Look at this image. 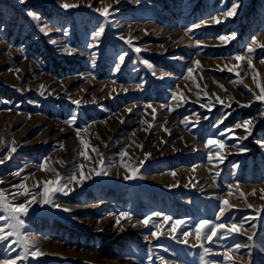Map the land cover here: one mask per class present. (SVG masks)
I'll use <instances>...</instances> for the list:
<instances>
[{"label": "rangeland", "instance_id": "obj_1", "mask_svg": "<svg viewBox=\"0 0 264 264\" xmlns=\"http://www.w3.org/2000/svg\"><path fill=\"white\" fill-rule=\"evenodd\" d=\"M232 2L0 0V158L16 148L0 165V189L8 195L26 184L42 193L43 183L55 180L56 173L63 183L79 174V165L86 175L93 167L99 170L100 157L91 146L102 153L109 173L93 174L83 185L72 182L68 195L56 193L59 209L33 205L25 232L30 250L37 245L45 255L33 258L29 252L18 264H225L221 254L228 248L236 264H264V103L252 98L260 94L257 82L264 86V49L254 45V53L246 51L253 38L264 43V0H240L236 15L226 18L222 13ZM63 3L79 7L65 10ZM110 5L105 20L96 9ZM213 16L222 22L216 24ZM101 25L102 38L89 47ZM232 32L237 36L227 43L217 39ZM125 52L117 72L114 65ZM235 55H250L253 67ZM180 92L185 101L173 100ZM248 119L252 131L244 138L245 130L234 126ZM228 128L235 135L221 137L226 139L222 161L216 156L209 161L206 141ZM81 139L89 143L91 159L80 155ZM44 161L55 171L43 170ZM122 161L140 168L137 179L124 180L130 171ZM223 200L231 208L224 206L220 216ZM121 212L133 218L125 221ZM152 213L161 214L153 217L163 229L159 238L151 236V223H137ZM165 215L188 221L187 230L202 219L243 222V227L227 238H213L215 243L205 241L202 248L194 236L185 245L179 232L167 230ZM7 243H0V260L24 255L21 244ZM236 244L242 245L239 252Z\"/></svg>", "mask_w": 264, "mask_h": 264}, {"label": "snow or ice", "instance_id": "obj_2", "mask_svg": "<svg viewBox=\"0 0 264 264\" xmlns=\"http://www.w3.org/2000/svg\"><path fill=\"white\" fill-rule=\"evenodd\" d=\"M19 3L23 4L25 3V0H18ZM102 2V0H101ZM240 5V0H233L231 7L229 9H227L226 11H224L222 13V15L224 17H233L236 15L237 12V8ZM62 8H64L65 10L67 9H71V8H76L79 7V5H75V4H69V3H63L61 5ZM88 7H92V5H88ZM96 11L105 18V20H107V18L109 17V15H111V12L113 11L112 6H108L104 9H96ZM28 15L30 16H34V18L36 20H39V16L35 15L31 12L28 13ZM210 19L214 20L216 24L221 23V19L219 16H213L210 17ZM47 26L45 25V28ZM199 27V25H193V28ZM59 30V29H58ZM188 31H191V29H189ZM105 32V28L103 25L99 26L92 34V40L94 42H96L95 44L89 45V47H94L98 45V42L100 41V39L102 38L103 34ZM237 36V33L232 32L230 34H225V35H221L219 36L217 39H219L222 42H229L233 39H235ZM121 39H124V37H121ZM52 43H56L55 40L51 41ZM126 43H128L129 45L132 44V40L128 39L126 41ZM259 47L261 49H264V43H259L255 38H253L251 40V43L249 45L246 46V51L247 53L251 54L254 53L256 48L253 46ZM195 46L196 47H200L201 46V42L200 41H195ZM135 51L137 53L140 52V49L137 47L135 48ZM127 56V53H123L121 55H119L118 60L119 62L116 63L114 65L115 67V71L119 72L120 71V67L121 65L124 63L125 61V57ZM234 59L236 61H244L247 60L248 63V67H253L252 65V57L249 56H245V55H235ZM261 63H264V60L260 61ZM144 64L148 65L150 68L152 67L151 64H149V62L147 60L143 61ZM194 63L196 64L197 67H200V62L194 61ZM95 65V53H93V66ZM239 65H233L232 68L229 69V71H233L236 67H238ZM188 75L191 78L192 77V69L189 68L188 70ZM152 74L155 76L156 73L155 71L152 72ZM237 76H239V73H236ZM258 75V73H257ZM161 78H163V76H161ZM193 79V83H195V79ZM253 79L255 80L256 77L253 76ZM257 86L260 89V94L256 95L255 93L253 94V99L255 101H259L261 103H264V86H261L259 84V82H257ZM197 87H199V85H197ZM222 87V86H221ZM126 91V90H125ZM250 91V90H249ZM41 95H43V93H41ZM208 94L205 93V96H207ZM173 100H178V101H185V96L183 94V92H180L178 94H173L172 97ZM217 101L221 104H223V101L220 100V98L217 96L216 97ZM74 104L79 105L80 101L79 100H74L73 101ZM231 105H228V107H230ZM250 106V105H249ZM147 108H152V106L149 104L146 106ZM128 112L131 113L132 109H128ZM156 109L152 108V113L155 114ZM264 114V113H262ZM227 115L226 114L224 117L221 118V120L218 122L219 123H223L224 119H227ZM205 119H207V117H205ZM76 120V116L73 115L71 120L69 121V123H74ZM199 120V116L197 115V122ZM123 123V121H121ZM191 121L188 118H185V123H190ZM144 123H148L147 121H144ZM217 125H214V127H218ZM252 126H253V121L251 119L245 120L242 124L241 123H237L234 127L235 128H242L245 130L246 135L244 138H247V135L251 134L252 131ZM153 127V125L148 124V128ZM80 129L77 130V134H79ZM147 131V129H146ZM164 131H168V129H164ZM231 133V136L235 135V132L233 131V129L228 128L225 129L223 132L219 133L218 136H216L215 138H209L206 141V147H208L209 151H208V160L211 161L213 159V156H216L218 158L223 159L222 157V153L226 147V139H222L221 137H225L228 136V134ZM231 136H228V138H231ZM0 142H2V138H0ZM15 143V142H13ZM80 143L83 145L84 147V151L80 153V155H82L85 159H91V157L88 155V151L87 149L90 147L89 143L83 139L80 140ZM230 146V145H229ZM92 147V151L97 152V155L100 157V159L95 162L98 164L99 170H97L96 167H93L91 169H89V174L86 175L85 171H84V165H79V174H73L70 177L67 178V180L65 182H61L64 178L60 177L59 173H56V179L55 180H49V181H45L42 185L43 191L41 192H32L26 184H21L19 185V192H14V193H9L8 195L5 194V191L3 189H0V243H7L8 247H11L12 245L15 244H21L23 246L24 249V255H17L15 258H10V259H3L0 260V264H18L19 261H23L26 257L27 254H29L33 257V258H38L41 256H44L45 253L41 252L39 247L37 245H31V250H30V237L29 235L25 232V228H26V221L25 218L29 215L30 210L32 209L33 205L36 203L43 205H48L54 208L59 209L60 205L59 203H56L53 199V197L55 196L56 193H63L64 195H68L70 191H73L74 189H70L69 188V184H71L72 182H77L80 185H83L84 182L86 180H89L92 178V175L94 174L97 177L100 176H107L109 175L108 171L104 168V160L102 158V153L98 152V149L95 146H91ZM142 147V146H140ZM246 149H241V151H245ZM16 148L12 147L9 151V153L7 155H5L3 158H0V165H2L5 162V159H11V153L15 152ZM122 156L127 155V152H123L121 154ZM146 157L150 156V153L145 154ZM143 160L140 161L141 164H143ZM47 165V161H44L41 165L43 170H51V171H55L54 169H48L46 167ZM122 166L125 167L126 169H128L130 171L129 175H126L124 177L125 181H130V180H135L138 178V173L140 171L139 167H135L133 168L131 165L128 164H123L122 161ZM172 175H175V172L171 173ZM14 175L19 176L20 173L16 172L14 173ZM3 181L0 180V184H2ZM66 189H68V191H65ZM11 196L13 200H15L17 195H21L24 196L26 199L21 202V203H13L9 200L8 196ZM30 197V198H29ZM40 199H37V198ZM222 206L219 209V214L220 216H222L224 214V212L227 209L231 208V205L229 204L228 200H223L222 202ZM227 206V209L224 207ZM65 212L70 211V209L68 208H64L62 209ZM161 214L160 213H152L146 217H144L142 220H138L137 223L138 224H143L145 227H148L151 223L152 227L155 228V231H151V236L153 237H157L159 238V235L162 234L163 229L161 228L160 224H157L153 221V217H160ZM120 218H123L125 221H130L133 217L132 214L130 212H121L119 214ZM120 218H117L116 223L119 225L120 224ZM217 219H219V216L217 217ZM169 222H171L169 224ZM163 223L165 225H168V229L169 231H171L172 233H177L179 232V234L183 237L182 243L187 245L189 243V238L193 237L195 238L196 241L200 242L199 246L200 247H204V242H210V243H215L216 241L213 238L216 239H221V238H227V236H230L233 233H239L241 231V228L243 227V222H241L240 224H236V223H232L231 225L225 224V223H215L213 221H209L206 219H202L200 221H198L195 225H193L191 230H187V224L188 221L184 220V219H174L172 216H163ZM135 227V225H134ZM253 227H255V225H253ZM173 239H176V236L173 235L172 236ZM249 240L252 239L251 236L248 237ZM196 245H193V247H195ZM242 245L240 244H236L234 251L239 252V250L241 249ZM210 249L208 248H204V252L205 253H210ZM233 251V249L228 248L224 253H222V258L223 261L225 262V264H236V261L233 260V257L231 255V252ZM163 259V258H162Z\"/></svg>", "mask_w": 264, "mask_h": 264}]
</instances>
